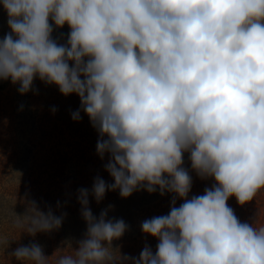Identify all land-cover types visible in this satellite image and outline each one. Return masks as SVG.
<instances>
[{"label": "clouds", "instance_id": "1", "mask_svg": "<svg viewBox=\"0 0 264 264\" xmlns=\"http://www.w3.org/2000/svg\"><path fill=\"white\" fill-rule=\"evenodd\" d=\"M2 4L11 32L0 40V80L18 83L21 95L38 77L79 96L114 179H95L96 201L106 191L127 198L157 188L184 200L176 207L174 198L167 215L142 222V232L159 241L155 254L146 246L121 264H264V226L241 223L227 204L235 196L244 205L264 190V0ZM50 17L70 27L67 45L51 39ZM72 119H81L80 110ZM185 152L198 176L216 182L191 199ZM89 195L79 190L86 239L58 264H115L104 242L111 245L128 226L106 219V211L97 219ZM23 220L32 235L62 224L34 202ZM11 255L31 264L48 259L38 244Z\"/></svg>", "mask_w": 264, "mask_h": 264}, {"label": "rangeland", "instance_id": "2", "mask_svg": "<svg viewBox=\"0 0 264 264\" xmlns=\"http://www.w3.org/2000/svg\"><path fill=\"white\" fill-rule=\"evenodd\" d=\"M49 23L53 28L51 39L67 45L71 31L68 24L59 28L51 17ZM10 32L8 15L0 0V40ZM19 86L10 79L0 80V264H31L11 255L18 247L31 244L43 248L48 258L45 264H58L64 256H75L88 228L78 199L80 189L89 191V208L97 219L106 211V219H122L128 226L111 245L104 242L115 264H121V257L139 258L146 246L155 254L159 241L142 232V222L167 215L174 198L176 207L184 200L171 192L161 195L158 188L154 193L137 190L122 198L117 189L106 191L98 203L91 195L95 179L100 177L107 184H113L114 179L105 168L109 155L101 159L97 152L100 135L81 110L79 96H65L58 86L38 77L33 81V90L26 94L19 93ZM77 110L79 121L72 119ZM189 155L183 153L182 165L192 178L187 199L203 195L216 183L213 177L202 179L197 175ZM33 202L39 211L62 218L61 226L30 234L23 218L29 215ZM227 204L241 223L264 226V190L244 205L238 204L235 196ZM122 264H132V260L125 259Z\"/></svg>", "mask_w": 264, "mask_h": 264}]
</instances>
